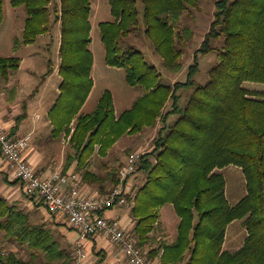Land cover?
Returning a JSON list of instances; mask_svg holds the SVG:
<instances>
[{
  "label": "trees",
  "instance_id": "trees-1",
  "mask_svg": "<svg viewBox=\"0 0 264 264\" xmlns=\"http://www.w3.org/2000/svg\"><path fill=\"white\" fill-rule=\"evenodd\" d=\"M145 33L172 72L182 69L181 56L194 30L180 19L198 0H142ZM24 5L25 26L15 48L34 43L60 22V93L48 113L52 135L69 137L71 152L64 165L77 160L84 181L108 190L118 184L123 165L106 176L92 170V156H105L122 136L154 128L152 149L144 152L137 168L146 174L129 201L136 224L137 245L159 264H264V91L248 90L244 82L264 83V0H217L210 27L193 53L185 81L163 84L157 68L142 51L124 47L122 41L138 32L137 0H109L113 19L99 23L107 65L124 69L130 86L144 93L131 107L115 115L113 95L105 89L95 108L81 109L93 87V52L90 49L91 0H11ZM54 17V20H53ZM3 0H0V23ZM222 39V45L216 41ZM215 52L217 63L208 81L196 80L199 55ZM17 56L0 57V84L19 68ZM188 92L182 107L180 89ZM172 108L166 110L167 103ZM178 115L171 123L170 116ZM241 169L246 193L234 205L226 195L221 171ZM102 191V193L107 192ZM171 204L179 223L173 241L155 246L154 231L160 208ZM242 220L246 237L236 251L223 249L230 223ZM0 232L7 242L26 246L27 259L0 247V264H73L71 246L63 244L53 229L34 223L26 210L0 195ZM154 234V235H153Z\"/></svg>",
  "mask_w": 264,
  "mask_h": 264
},
{
  "label": "rangeland",
  "instance_id": "rangeland-1",
  "mask_svg": "<svg viewBox=\"0 0 264 264\" xmlns=\"http://www.w3.org/2000/svg\"><path fill=\"white\" fill-rule=\"evenodd\" d=\"M217 0H198V3L194 7H190L189 11L185 12L181 17V25L190 26L194 30V35L191 41L188 43L186 49L183 50L181 61L182 69L178 72L172 73L168 71L162 62V58L155 51L153 43L145 33L144 21H143V3L142 0H137V7L139 10V27L138 32H132L126 37L122 44L124 47H134L140 51L145 56V59L154 65L161 74V82L163 84H172L175 81H185L186 74L188 71V66L193 62V53L200 46L204 35L208 31L211 21L213 20L215 12V2ZM60 4V0H52V6L55 7ZM24 5L13 6L11 0H3V25L0 26V44L10 53L12 56H18V54L25 55L23 52V45L21 44L20 52L17 51L19 48H15V40L21 39L22 33L19 31L18 19L20 20L21 11ZM91 15L90 21L92 26V41L90 44V49L94 54V64L92 68V77L95 80L94 91L84 108V113L91 112L98 101L99 96L103 93L105 89L113 91L116 101V110L123 111L132 106L133 102L142 94V86H130L125 80L124 69L112 67L106 64L105 56V46L101 40L99 23L103 21H110L113 16L110 11L109 0H91ZM25 14L26 10L24 9ZM54 20V17H53ZM60 22H51V26L48 32L44 33L39 37L32 45H28L26 51L28 50L29 56H26L22 69L18 71V80H29L33 82V89L36 90L38 80H61L57 68H59V41H60ZM7 39H10V44L7 46ZM3 42V43H2ZM13 45V46H12ZM216 45H222V39L216 41ZM13 49V50H12ZM3 50V49H2ZM217 63V56L215 52L209 54L199 55V72L196 75V80L199 84L203 85L208 81L209 70ZM37 80V81H36ZM244 86L248 90H262L264 91V83H257L252 81L244 82ZM188 92L185 88L180 89L181 99L179 104L184 107L187 102ZM166 110L172 108L171 103H167ZM178 115H173L170 122L173 123L177 119ZM161 124V122H159ZM159 124V127L161 126ZM156 136V135H155ZM130 135L122 136L112 149L111 158H116L111 163H114L113 169L118 168L120 163L122 164L133 148H129L131 143H136L132 141ZM139 143V141H138ZM143 148L138 151L148 152V144L144 140ZM129 146V147H128ZM71 152V149L70 151ZM119 158V160H117ZM112 160V159H111ZM96 167L98 170L102 169V162L100 158L97 157ZM116 168V169H117ZM225 177L226 180V195L229 202L234 205L236 204L246 193V182L241 169L234 165L226 166L219 169ZM139 177L145 179L146 174L143 171H138ZM144 182V181H143ZM109 183L106 184L108 186ZM110 185V184H109ZM142 185V184H141ZM104 187L101 190L106 191L110 187ZM102 193V192H101ZM37 206H42L37 203ZM160 217L159 225L154 231V236L156 239V245H159L161 240H166L168 242L173 241L177 234V226L179 223V217L174 211L171 204H166L163 206ZM30 214V213H29ZM48 216V217H47ZM56 218L53 215H45L44 213H39L30 217L32 222L44 223L47 226L53 224ZM164 228V229H163ZM242 220H235L228 230H226L227 244H223V249L229 247V243L233 244L232 238L236 239V245L242 243L243 239L246 237V229ZM52 229V228H51ZM56 230V236L60 239L63 244L67 241L60 236V233ZM166 230V231H165ZM132 231V229H129ZM157 236H163L158 239ZM3 233L0 232V247L5 251H14L19 257L27 259L30 255V250L26 246H20L17 243L7 242L4 239ZM244 242V241H243ZM72 246V244H70ZM151 259H155L153 256H149ZM159 264V261H158Z\"/></svg>",
  "mask_w": 264,
  "mask_h": 264
},
{
  "label": "crops",
  "instance_id": "crops-1",
  "mask_svg": "<svg viewBox=\"0 0 264 264\" xmlns=\"http://www.w3.org/2000/svg\"><path fill=\"white\" fill-rule=\"evenodd\" d=\"M24 9L25 8L20 9L22 18L20 20L18 19L17 24L21 33H23L26 20ZM3 20L0 23V26L3 25ZM42 35L44 34L39 35V37H41ZM6 43L8 46V44H10V39H7ZM32 44L33 43L26 45L22 44L24 49L23 52L25 53V55L18 54L17 56L20 58L19 68L15 72H13L7 80L2 81V83L0 84V120L3 126L9 131V133H11L13 137H21L28 133L31 134V140L29 142L27 150L25 151L26 159L41 175L49 176L54 170H64L66 157L71 148L69 144V137H65L64 135L59 138L53 137V126L50 124V121L48 119V113L54 106L55 101L60 93L59 87L61 80H38L36 90H34L32 84L33 82L31 83L29 82V80H18L17 78L19 73L18 71L22 69L23 62L26 56H29V52L28 50L26 51V47ZM17 51L20 52V47L17 49ZM9 56L12 55H10V53H8L6 49L4 50V48L0 44V57ZM173 82H175V80H173ZM94 88L95 80H93V87L81 109L82 111L86 107V104L89 101ZM141 92V94H143L144 90H142ZM111 93L113 95L115 115L119 116L122 111L116 110L115 96L113 91H111ZM167 105L165 109L167 108ZM172 116L173 115H171L169 119H171ZM159 124L160 123H158L154 128H146L140 133L130 135L131 137H133L132 141L136 143H131L130 147H128L133 148V150L135 149L137 151H141L145 144V140L149 147L147 151H150L152 149V140L157 133ZM117 141L108 150V153L105 156L99 155L97 153L92 156V170L95 171L98 175L106 176L113 169L114 163H111V161L116 158H111L110 156H112V149ZM97 157H99L100 161L102 162V169L100 170H98L96 167ZM117 160H119V158H117ZM125 161L126 158L124 161H122L123 164ZM77 163V160L73 161L66 172H76L80 176L83 183V190L86 193H101L102 188H100L98 185L83 180L81 172L77 171ZM144 180L145 179L139 177V172H136L127 180V187L132 197ZM109 186L110 185L108 184V186L106 187L108 188ZM0 195L7 198L11 202H16L19 208H22L30 213V217L39 213L51 215L43 206H37L38 202L31 199L24 193L23 184L14 176L12 168L5 161L2 155H0ZM132 205L133 204L130 203L129 206L127 205L125 207H116L114 209H110L107 214L120 218L121 222L128 229L133 230L136 221L131 216ZM162 208L163 206L160 208V212ZM55 217V221L53 222V224H49V227L52 228L55 233V228H57L60 236H62L67 242L72 244V241L77 238V233L68 225L66 220L60 218L59 216ZM234 222L235 221H233L232 223ZM232 223H230L228 227ZM157 237L158 239H160L163 236ZM232 240L233 244L230 242L229 247L225 246V250L236 251L242 246L244 241L243 239L242 243L236 245V239L232 238ZM227 241L228 240L225 237L224 245L225 243L227 244ZM85 247L91 255V259L95 261V264H122L124 260V256L120 252L119 248L102 234H97L88 238L85 242ZM143 250L145 252L148 251L144 248Z\"/></svg>",
  "mask_w": 264,
  "mask_h": 264
},
{
  "label": "built area",
  "instance_id": "built-area-1",
  "mask_svg": "<svg viewBox=\"0 0 264 264\" xmlns=\"http://www.w3.org/2000/svg\"><path fill=\"white\" fill-rule=\"evenodd\" d=\"M31 134L13 137L0 120V155L10 165L14 176L23 184L24 193L40 203L51 215L66 220L77 233L72 241L73 264H95L85 247L88 238L97 234L106 236L124 256L122 264H158L149 258L120 218L107 212L116 207L129 206L131 193L127 180L136 172L143 152L132 151L118 173V184L105 193H86L76 172L54 170L43 176L26 159L25 151Z\"/></svg>",
  "mask_w": 264,
  "mask_h": 264
}]
</instances>
